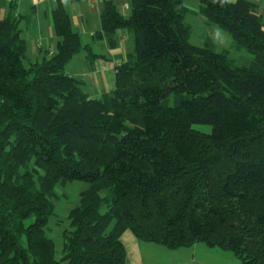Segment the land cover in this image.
I'll return each mask as SVG.
<instances>
[{
  "label": "trees",
  "instance_id": "16d2710c",
  "mask_svg": "<svg viewBox=\"0 0 264 264\" xmlns=\"http://www.w3.org/2000/svg\"><path fill=\"white\" fill-rule=\"evenodd\" d=\"M55 2L58 41L41 62L25 65L16 19H0V264H125L126 231L170 250L203 243L239 264H264V20L256 5L198 0L232 50L251 57L241 66L209 39L190 43L183 0H130L128 17L102 0L93 38L113 47L124 29L133 51L115 65V88L92 98L65 71L82 44L65 3ZM72 180L88 187L67 212L57 259L45 231L55 186Z\"/></svg>",
  "mask_w": 264,
  "mask_h": 264
},
{
  "label": "crops",
  "instance_id": "0c3cea01",
  "mask_svg": "<svg viewBox=\"0 0 264 264\" xmlns=\"http://www.w3.org/2000/svg\"><path fill=\"white\" fill-rule=\"evenodd\" d=\"M111 1L122 15L125 17L130 15L131 9L127 0ZM249 1L256 5L258 14L264 20V0ZM55 6L54 0H0V19L13 17L17 21L19 36L24 40L26 46L24 57L26 66L49 59L55 53L58 41L52 21V11ZM64 6L69 14L72 29L79 35L82 44V49L66 64L65 71L68 75L83 81V88L90 97L99 98L102 94L115 88V65L133 51V37L126 30L118 29L114 34L115 45L113 47L109 45L105 37L93 38L94 33L100 30L101 2L73 0L70 3H65ZM189 12L192 11L189 10L187 13ZM195 12L199 13V8ZM195 12L192 13L195 14ZM200 16L203 15L200 14ZM197 23L200 24L198 26L200 32L195 35L197 42H191L190 39L194 31L188 24L191 27L189 39L191 44L201 47L205 40L209 39L213 42L216 50H229V57L236 64L250 65L251 57L248 53L232 50V41L227 32L208 22L204 16L198 19ZM87 44L90 45L91 53L96 55L95 57L88 56V52L83 48ZM124 234L125 232L121 237ZM121 237L126 251L125 264H146V262L154 264L157 261H164L166 258L172 263L178 260L180 264H190L195 262L194 255L198 251H207L205 245L201 243L170 250L158 244L140 241L130 232ZM222 254L220 255L222 256ZM162 256L163 258L160 259ZM228 258L230 259L231 255ZM230 264L239 263L234 260Z\"/></svg>",
  "mask_w": 264,
  "mask_h": 264
},
{
  "label": "rangeland",
  "instance_id": "374dc122",
  "mask_svg": "<svg viewBox=\"0 0 264 264\" xmlns=\"http://www.w3.org/2000/svg\"><path fill=\"white\" fill-rule=\"evenodd\" d=\"M127 2L129 5L130 0H127ZM183 3L190 11H198V0H183ZM192 12L187 13L185 15L184 20L187 24L192 27V30L194 31V34L190 39L191 42H197L195 35L197 32H200V28L198 27L200 24L197 22L198 19H201L203 16H200V14L197 12H195V14ZM194 128L202 132H209L211 129L209 125L201 124L194 125ZM87 187L88 184L84 181L72 180L64 184L59 183L54 188L55 194L52 198V202L54 205V214L48 219L45 232L46 236L51 238L55 244V255L57 259H59L62 253V246L64 240L63 231L69 227L67 212L70 208L78 205L79 193ZM126 234H129V231H126L124 235ZM124 235L122 237H124ZM201 244L204 245L203 243ZM204 247H206L207 251H202L204 253L198 251L194 255L195 262H192L190 264H230V262L234 260L239 263V260L230 252L221 250L219 248H209L207 246ZM221 253H223L222 256L220 255ZM230 255L231 258L229 259L228 257H230ZM163 256L160 257V259H162ZM166 259L164 261H157L154 264H180V261L178 260L175 263H172ZM200 259L201 261H199ZM146 264H148V262H146Z\"/></svg>",
  "mask_w": 264,
  "mask_h": 264
},
{
  "label": "built area",
  "instance_id": "2783aa9c",
  "mask_svg": "<svg viewBox=\"0 0 264 264\" xmlns=\"http://www.w3.org/2000/svg\"><path fill=\"white\" fill-rule=\"evenodd\" d=\"M7 1H12V0H7ZM54 1H56V0H54ZM62 2H64V3H70V2H72L73 0H61ZM92 3H99V2H101L102 0H90Z\"/></svg>",
  "mask_w": 264,
  "mask_h": 264
}]
</instances>
